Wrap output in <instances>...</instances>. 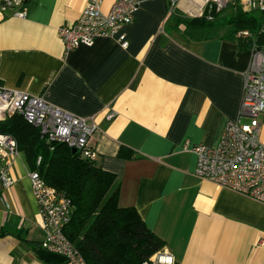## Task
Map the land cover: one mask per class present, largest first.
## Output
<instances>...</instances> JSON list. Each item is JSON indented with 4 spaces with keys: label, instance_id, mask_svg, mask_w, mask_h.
I'll use <instances>...</instances> for the list:
<instances>
[{
    "label": "crops",
    "instance_id": "crops-1",
    "mask_svg": "<svg viewBox=\"0 0 264 264\" xmlns=\"http://www.w3.org/2000/svg\"><path fill=\"white\" fill-rule=\"evenodd\" d=\"M87 1L26 0L25 17L0 18V85L94 116L92 142L102 168L120 178L119 205L135 207L178 264H264V203L195 176V154L184 149L215 146L228 120L248 121L239 108L250 49L227 24L186 39L170 26V0H138L119 30L126 48L114 36L66 51L58 29ZM205 6L176 0L174 10L198 16ZM258 119L264 142V113ZM121 147L133 157H120ZM10 161L13 183L0 186V264H51L37 253L44 234L26 155Z\"/></svg>",
    "mask_w": 264,
    "mask_h": 264
},
{
    "label": "built area",
    "instance_id": "built-area-1",
    "mask_svg": "<svg viewBox=\"0 0 264 264\" xmlns=\"http://www.w3.org/2000/svg\"><path fill=\"white\" fill-rule=\"evenodd\" d=\"M104 0H88L77 19L58 29L66 51L81 45L91 46L99 37H114L127 47L125 34L120 28L134 19L138 0H114L107 11L102 10ZM170 12L176 0H170ZM215 10L226 7L228 0H205ZM244 11H258L264 16V0H239ZM27 12L26 0H0V18L7 15L23 18ZM210 18V17H209ZM264 31V24L260 27ZM236 38L251 37L248 29L238 30ZM250 61L242 73L243 89L239 108L241 119L228 120L215 146L192 144L184 149L195 154V176L246 195L264 203V142L260 139L258 115L264 113V47L253 43ZM18 113L39 129L48 142H63L75 148L82 158L98 160L92 142L100 130L94 116H77L47 102L42 96L17 88L0 85V119ZM114 112L107 115L110 120ZM16 140L0 133V186L9 187L13 179L9 174L11 158L18 154ZM39 159L37 160V163ZM31 191L41 216L43 229L42 248L65 257L63 264H87L76 246L67 238L64 228L70 220L72 202L64 193L48 185L37 170L27 172ZM9 208V205L7 204ZM264 245V238L258 242ZM143 264H178L166 248L152 253Z\"/></svg>",
    "mask_w": 264,
    "mask_h": 264
},
{
    "label": "trees",
    "instance_id": "trees-1",
    "mask_svg": "<svg viewBox=\"0 0 264 264\" xmlns=\"http://www.w3.org/2000/svg\"><path fill=\"white\" fill-rule=\"evenodd\" d=\"M170 14V26L186 39L204 40L212 28L227 24L232 37L238 30L251 32L250 38H238L241 49H250L253 43L264 47V31H260L264 16L244 11L238 1L220 10L207 3L198 16L177 9ZM0 133L10 134L18 150L25 153L30 169L70 198L73 209L64 233L87 264H143L163 246V239L145 225L135 207L119 205L120 178L103 169L99 159L87 160L63 142L46 141L18 113L0 119ZM118 155L133 157L125 147Z\"/></svg>",
    "mask_w": 264,
    "mask_h": 264
},
{
    "label": "water",
    "instance_id": "water-1",
    "mask_svg": "<svg viewBox=\"0 0 264 264\" xmlns=\"http://www.w3.org/2000/svg\"><path fill=\"white\" fill-rule=\"evenodd\" d=\"M73 152H75V148H71ZM38 255L48 261L51 264H59L63 261H65V257L63 255L54 253V252H50L44 248H40L37 250Z\"/></svg>",
    "mask_w": 264,
    "mask_h": 264
}]
</instances>
